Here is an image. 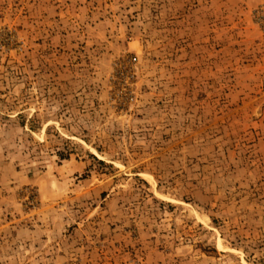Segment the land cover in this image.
<instances>
[{"label":"rangeland","instance_id":"obj_1","mask_svg":"<svg viewBox=\"0 0 264 264\" xmlns=\"http://www.w3.org/2000/svg\"><path fill=\"white\" fill-rule=\"evenodd\" d=\"M0 264H264V0H0Z\"/></svg>","mask_w":264,"mask_h":264}]
</instances>
